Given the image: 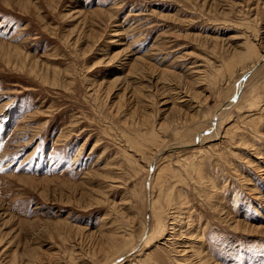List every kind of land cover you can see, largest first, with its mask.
Wrapping results in <instances>:
<instances>
[{"label":"rangeland","instance_id":"1","mask_svg":"<svg viewBox=\"0 0 264 264\" xmlns=\"http://www.w3.org/2000/svg\"><path fill=\"white\" fill-rule=\"evenodd\" d=\"M262 50L264 0H0V264H264Z\"/></svg>","mask_w":264,"mask_h":264},{"label":"bare ground","instance_id":"2","mask_svg":"<svg viewBox=\"0 0 264 264\" xmlns=\"http://www.w3.org/2000/svg\"><path fill=\"white\" fill-rule=\"evenodd\" d=\"M263 51V50H262ZM264 52V51H263ZM263 59H264V53L261 55V56H259L256 60H255V63L252 65V67L250 68L249 67V69H248V71H251V75H255L256 73H258L259 72V70L262 68V67H259V66H262L263 65ZM142 62V61H141ZM264 66V65H263ZM258 67V68H257ZM247 71V70H246ZM262 71V70H261ZM140 72V71H139ZM248 73V72H247ZM245 74V73H244ZM242 76V75H241ZM243 79V80H242ZM241 80H239L240 82H239V84L237 85V89L239 90L240 88H241V86H242V84H243V81L245 80L244 79V77L242 78ZM237 90V92H239ZM237 97V96H236ZM231 101H232V99H231ZM229 105L227 104V105H224V108H222V107H220L219 108V110L215 113V117L216 116H218L219 115V113L221 112V110H223V109H225L226 107H228ZM215 121H216V119H215ZM215 129V122L213 121V126H212V129L210 130V131H212V130H214ZM200 138V135L197 137V141L198 142H200V144H201V138ZM203 141V140H202ZM198 142H196L197 144H198ZM196 143L195 144H193V145H196ZM176 146V145H175ZM189 146H192V145H189ZM172 147V146H171ZM184 147H186V146H181V147H176V148H184ZM175 148V147H174ZM174 148H171V149H174ZM170 149V150H171ZM168 150V149H167ZM166 151V150H165ZM164 152V151H163ZM154 160V159H153ZM156 160V159H155ZM148 209H150V204H149V208ZM148 223H149V217L147 218V226H148ZM147 234H148V227H147V230H146V233H145V235L143 236V238L141 239V242H140V245L143 243V241L145 240V238H146V236H147ZM124 241V240H123ZM193 244H195V243H193ZM199 245H198V247L200 248L199 250H197L196 252H194L193 254L196 256V255H198L197 257H199L200 256V258L199 259H201V260H205V263H209L210 264V262H211V260H210V258L209 259H206V258H208L207 257V255H205L203 252H205V251H203V248L200 246L201 244L200 243H198ZM197 246V244L195 245V246H193V245H191V247H192V251H194V249H196V248H198V247H196ZM193 247H195V248H193ZM139 249V248H138ZM190 251V250H189ZM131 254H133V252L131 253ZM130 256V255H129ZM193 257V256H192ZM125 258V257H124ZM124 258H121V259H118L119 261H121V260H123ZM193 259V258H192ZM207 261V262H206ZM199 262V261H198ZM201 262V261H200ZM114 263H117V262H113V264ZM203 263V262H202ZM118 264V263H117ZM200 264V263H199Z\"/></svg>","mask_w":264,"mask_h":264},{"label":"water","instance_id":"3","mask_svg":"<svg viewBox=\"0 0 264 264\" xmlns=\"http://www.w3.org/2000/svg\"><path fill=\"white\" fill-rule=\"evenodd\" d=\"M146 230L144 231V234H145ZM117 261V260H116ZM115 262V261H114Z\"/></svg>","mask_w":264,"mask_h":264}]
</instances>
